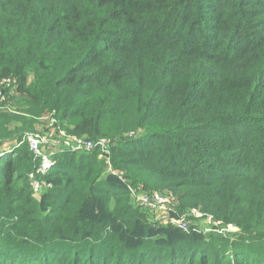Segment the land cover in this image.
Wrapping results in <instances>:
<instances>
[{
    "label": "trees",
    "instance_id": "16d2710c",
    "mask_svg": "<svg viewBox=\"0 0 264 264\" xmlns=\"http://www.w3.org/2000/svg\"><path fill=\"white\" fill-rule=\"evenodd\" d=\"M29 73L0 146L53 111L115 139L128 183L99 151L59 149L40 210L18 186L38 162L4 154L0 264H264V0H0V77ZM128 184L237 230L152 225Z\"/></svg>",
    "mask_w": 264,
    "mask_h": 264
},
{
    "label": "built area",
    "instance_id": "2783aa9c",
    "mask_svg": "<svg viewBox=\"0 0 264 264\" xmlns=\"http://www.w3.org/2000/svg\"><path fill=\"white\" fill-rule=\"evenodd\" d=\"M9 79H3L2 82H7ZM49 139L46 136H40L39 134H30L27 139L29 148L33 155L37 158L38 165L36 169L29 174V180L31 181L32 189L35 193L41 191L42 185L49 186L40 179L45 175L52 167V156L55 151V146L62 143L65 149L81 150L84 152H91L99 150V158L105 159L109 163L110 144L109 140L105 137L98 139H83L80 137H71L58 127L57 120L54 118V112L49 116V128L46 131ZM132 134V132H130ZM49 142L50 146H53L48 153H43V143ZM55 145V146H54ZM112 173L116 174L119 179L124 180L123 173L121 171L112 170ZM124 182V181H123ZM129 192L132 197L136 198L141 207L147 208L151 211L158 212L161 217L151 219L159 220L165 224L172 225L182 231L197 230L192 224V221L196 218L203 220L204 225L201 226L203 231L208 232L213 227L221 225L220 221L215 220L210 215H204L199 210L191 209L188 212L177 214L175 211V199L171 194H167L164 191H152V192H136L134 188L128 186ZM223 230V228H221ZM219 230V231H221Z\"/></svg>",
    "mask_w": 264,
    "mask_h": 264
},
{
    "label": "rangeland",
    "instance_id": "374dc122",
    "mask_svg": "<svg viewBox=\"0 0 264 264\" xmlns=\"http://www.w3.org/2000/svg\"><path fill=\"white\" fill-rule=\"evenodd\" d=\"M32 78H33V75L30 73L25 75L24 77H21V76L0 77V109L5 111V112H9V113H12L14 115L23 117L22 114H20V115L18 113L15 114L16 111L20 110V105H21V108H23V105H22L23 95L20 93V90H21V88L28 86L30 84ZM3 79H9L8 84H7V82H2ZM1 90H3L4 92ZM51 114H52V111L51 112L45 111L44 113L41 114V116H39L37 118L35 117L33 119L34 123H33L32 129H31L29 123H22L21 120L16 121V122L12 121V122L7 123V128L10 130L13 129L14 127L20 128L22 136H21V138H19L20 139L19 141H6V142H4L0 146V157L3 156L4 154L5 155L6 154H12L13 152H15L13 155V161L11 163L12 166L15 168H18L19 172L26 173L27 172L26 171L27 165H30V163L37 161V158L30 153L29 146H28L29 143H28L27 137L30 134H39L40 136H42V137L46 136L47 139H49L46 131L49 128V116ZM24 117L27 119L30 118L29 115H26V116L24 115ZM58 127L65 132V130L59 124H58ZM80 136H81L80 138H83V139H91L90 137H87L84 135H80ZM126 136L132 137L133 134L128 133ZM71 137H73V136H71ZM14 138H16V137H14ZM105 138H107L109 140V144H110V148H111L115 139H112L109 137H105ZM10 139H11V137L8 140H10ZM14 140H18V138L14 139ZM49 144H50L49 142L43 143V145H42L43 153L46 154V153H48L49 150H51V148L53 146H50ZM64 147L65 146H63L62 143H59V144H57V146H55V151L59 150V149H65ZM97 151H99V150H97ZM17 154L23 155L25 160H23V162L21 161L19 163V161H17V159H16ZM26 158H27V160H26ZM108 165H109V167L107 169H109V172L112 173L113 169L111 168L110 163H108ZM20 167H22V169H20ZM29 174H28V176H29ZM112 174H114V173H112ZM121 181L128 183V181L125 180V178H124V180H121ZM29 184H30V188H29ZM29 184L24 179V180L19 182L18 186L23 187V185H24L25 190H27L29 192V194L33 198V200L35 202L41 204L42 201L44 200V192H45L44 189L46 188V186L42 185L41 191L38 193H35L32 189L31 181H29ZM46 184H48V183H46ZM128 186L132 187L131 185L128 184L127 188H128ZM30 189H31V191H30ZM134 191L140 192V189L134 188ZM164 192L169 194L167 191H164ZM133 201H134L135 206L138 207L139 211H142L146 214L148 221L150 223H152V225H163V224H165L164 222L163 223L159 222V220L151 219L150 216H152V218H156L158 216L161 217L162 215H160L158 212L151 211L147 208L141 207L135 197L133 198ZM41 205L42 206H41L40 210H45L46 209L45 205H43V204H41ZM192 224L195 228H197L198 232L207 233V232L203 231V229L201 227L204 225L202 219L196 218L192 221ZM167 225H169V224H167ZM216 228L218 229V231L221 230V228H223V230L219 231V232H222L223 234H229V233H232V232L237 230V228L235 226L230 225V224H227L225 226L220 225Z\"/></svg>",
    "mask_w": 264,
    "mask_h": 264
}]
</instances>
